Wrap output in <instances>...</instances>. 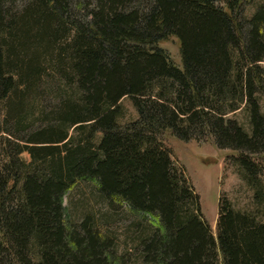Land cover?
Masks as SVG:
<instances>
[{
	"label": "trees",
	"instance_id": "1",
	"mask_svg": "<svg viewBox=\"0 0 264 264\" xmlns=\"http://www.w3.org/2000/svg\"><path fill=\"white\" fill-rule=\"evenodd\" d=\"M21 1L0 0V264H123L64 205L86 182L135 218L144 264H264V5ZM126 98L137 118L121 124ZM243 107L247 129L228 118ZM166 134L236 152L251 203L220 196L217 238Z\"/></svg>",
	"mask_w": 264,
	"mask_h": 264
},
{
	"label": "rangeland",
	"instance_id": "2",
	"mask_svg": "<svg viewBox=\"0 0 264 264\" xmlns=\"http://www.w3.org/2000/svg\"><path fill=\"white\" fill-rule=\"evenodd\" d=\"M17 2L18 9L21 10L23 2L21 0H17ZM260 5H264V0H256L248 8V12L251 14L253 9ZM159 46L169 53L177 66L180 68L183 66L179 43L176 39L170 38L161 42ZM262 66L264 67V62ZM121 104L123 116L120 123L127 124L134 121L137 118V113L132 101L126 98ZM260 105L264 113V95L260 97ZM3 116L2 113L0 128ZM228 118H233L245 129L248 128L249 117L245 107ZM163 141L172 151L174 161L186 170L190 182L199 195L202 215L217 238L220 196L226 197L238 210L246 208L251 203V187L242 178L235 159L228 158L231 155H236V152L219 149L212 139H208L206 142L195 140L184 142L166 134ZM22 157L31 160L28 153L23 154ZM255 158L260 160L264 166V155L258 154ZM261 179L264 181V174ZM64 205L76 222L82 220L86 215L95 217L96 221L100 223L98 225L101 226L102 234L112 239L114 254L123 264H144L139 256V250L135 249L138 229H140L134 224L135 218H129L130 215L117 205L109 207L105 204L92 182L80 183L74 187L65 197ZM140 221H143V224L140 225L145 229L149 222L158 224L155 217L150 215L140 218Z\"/></svg>",
	"mask_w": 264,
	"mask_h": 264
}]
</instances>
